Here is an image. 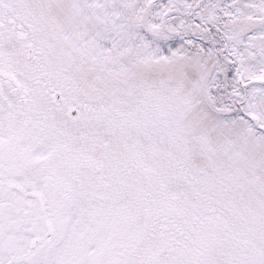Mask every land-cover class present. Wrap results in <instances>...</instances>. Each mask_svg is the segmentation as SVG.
Instances as JSON below:
<instances>
[{"label":"snow or ice","instance_id":"snow-or-ice-1","mask_svg":"<svg viewBox=\"0 0 264 264\" xmlns=\"http://www.w3.org/2000/svg\"><path fill=\"white\" fill-rule=\"evenodd\" d=\"M0 264H264V0H0Z\"/></svg>","mask_w":264,"mask_h":264}]
</instances>
